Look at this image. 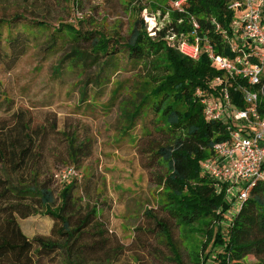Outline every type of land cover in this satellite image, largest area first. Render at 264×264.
<instances>
[{
	"label": "trees",
	"instance_id": "16d2710c",
	"mask_svg": "<svg viewBox=\"0 0 264 264\" xmlns=\"http://www.w3.org/2000/svg\"><path fill=\"white\" fill-rule=\"evenodd\" d=\"M232 1L236 0H182L179 7L172 8L168 22L153 29V35H149L142 19L135 20L124 37L83 32L75 25L61 24L52 30L47 42L67 41L72 45L55 67L56 74L63 65L85 67L90 62L99 68L93 78L100 85L110 81L111 71L122 61L142 73L147 88L142 93L134 90L133 101L123 102L122 109L120 104L124 134L139 118L153 115L155 128L165 137L162 144L150 149L160 170L155 176L160 191L157 203L182 230L199 227L204 240L194 254L195 260L204 253L203 264L211 259L217 260L214 264H264V181L253 182L224 233L221 223L229 205L223 191L201 169L202 161L213 156L214 145L227 138L225 121L207 119L204 114L202 100L220 95L225 80L202 47L209 43L214 53H232L223 40V29L228 30L235 15L229 8ZM32 23L20 22L18 16L0 19V47L12 48L11 53H5L12 64L25 54L38 31L47 32L45 23ZM185 36L191 43L198 39L202 49L197 59L178 51L177 41ZM78 43L86 48L77 47ZM217 77L222 80L220 85ZM237 82L245 85L243 80ZM235 86L234 82L229 87L232 101L237 108H244L242 94ZM122 88L116 89L114 99ZM259 111L264 113V105ZM11 116V123L0 124V264H40L52 255H61L63 264H84L87 245L80 240L93 223L103 226L97 223L100 209L76 201L77 178L65 181L55 198L49 181L40 179L36 135L41 126L32 128L22 113ZM67 147L72 163L85 149L74 138L68 139ZM40 212L53 221L57 239L41 235L29 238L23 233L18 219ZM157 225L176 263L182 264L169 228L159 222ZM248 255L255 259L248 260Z\"/></svg>",
	"mask_w": 264,
	"mask_h": 264
},
{
	"label": "rangeland",
	"instance_id": "374dc122",
	"mask_svg": "<svg viewBox=\"0 0 264 264\" xmlns=\"http://www.w3.org/2000/svg\"><path fill=\"white\" fill-rule=\"evenodd\" d=\"M172 8L176 6L170 0H0V19L18 16L20 22L47 25V32L38 31L25 54L13 64L5 55L12 48L0 47V124L11 123V115L18 112L30 120L32 128L41 126L36 135L40 179L49 181L56 199L64 184L58 176L59 168L72 165L77 169L76 201L82 206L97 205V223L103 225L93 223L80 240L87 245L84 264H177L157 222L169 228L182 264H203L204 253L199 261L194 257L204 240L199 227L182 230L158 206L160 191L155 176L160 170L150 149L162 144L165 137L155 128L153 115L139 118L124 134L120 104L122 109L123 102L133 101L134 90L144 91L142 73L122 61L111 71L110 81L100 85L93 78L99 68L90 62L85 67L63 65L56 74L55 67L72 45L67 41L47 42L52 30L61 24L75 25L83 32L124 37L133 22L142 19L149 35H153V29L168 22ZM76 45L86 48L85 44ZM72 138L78 146L85 145L75 163L67 153L68 139ZM220 187L225 195L227 186ZM238 192V188L234 190V197ZM227 203L229 208L221 223L224 233L240 201ZM18 221L29 238L41 235L57 239L53 221L42 212ZM247 259L255 258L248 255ZM215 261L208 260L207 264ZM40 264L63 261L61 255H52Z\"/></svg>",
	"mask_w": 264,
	"mask_h": 264
},
{
	"label": "built area",
	"instance_id": "2783aa9c",
	"mask_svg": "<svg viewBox=\"0 0 264 264\" xmlns=\"http://www.w3.org/2000/svg\"><path fill=\"white\" fill-rule=\"evenodd\" d=\"M181 1L173 4L179 7ZM229 8L235 15L228 30L223 29V40L232 53H214L209 43L202 47L225 80L220 95L202 100L204 114L207 119L225 121L227 138L214 145L213 156L202 161L201 169L215 181L218 190L221 185L227 186L226 201L234 204L237 199L240 207L253 182L264 181V113L259 111L264 105V0H236ZM215 28L218 30L219 25ZM202 48L197 38L194 43L186 36L177 41L178 51L190 59H197ZM241 80L245 85L237 82ZM215 81L217 85L222 83L219 77ZM234 82L244 108H237L232 101L229 87ZM58 176L65 182L78 178L79 173L73 166H66L59 168Z\"/></svg>",
	"mask_w": 264,
	"mask_h": 264
}]
</instances>
